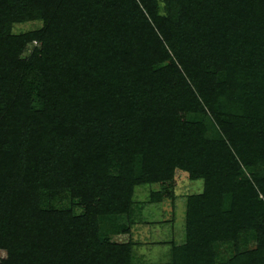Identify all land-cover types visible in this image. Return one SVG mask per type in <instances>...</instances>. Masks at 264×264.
<instances>
[{
  "label": "trees",
  "instance_id": "trees-1",
  "mask_svg": "<svg viewBox=\"0 0 264 264\" xmlns=\"http://www.w3.org/2000/svg\"><path fill=\"white\" fill-rule=\"evenodd\" d=\"M164 1L0 0V264H150L101 222L178 170L204 189L173 264H264V0Z\"/></svg>",
  "mask_w": 264,
  "mask_h": 264
},
{
  "label": "rangeland",
  "instance_id": "rangeland-1",
  "mask_svg": "<svg viewBox=\"0 0 264 264\" xmlns=\"http://www.w3.org/2000/svg\"><path fill=\"white\" fill-rule=\"evenodd\" d=\"M159 10L165 13L167 4L164 0H159ZM43 26L42 20H27L12 25V32L19 34L30 30H35ZM35 47V43H29L23 57H28ZM204 189L202 179L192 180L186 171L178 170L175 178L171 182L143 184L135 187L134 193V217L144 221L137 224L135 236L137 240L134 247V258L138 262L150 264H173V248L168 247L163 241H170L182 244L186 240V202L191 194L201 193ZM163 191L165 196L160 202H152V191ZM44 204H53L56 207L74 208L77 213L82 211L79 201L72 199L68 194L49 201L44 198ZM141 214V215H140ZM143 217V218H142ZM126 222L127 217L122 216L118 219ZM103 232H108L119 241L129 239L128 234H118L113 231V222L109 219L102 220ZM133 226L132 228H134ZM257 246L256 239L251 233L244 234L240 242V248L253 249ZM234 244L222 243L217 251L219 259H227L234 254ZM6 255L5 251L0 250V257Z\"/></svg>",
  "mask_w": 264,
  "mask_h": 264
},
{
  "label": "crops",
  "instance_id": "crops-1",
  "mask_svg": "<svg viewBox=\"0 0 264 264\" xmlns=\"http://www.w3.org/2000/svg\"><path fill=\"white\" fill-rule=\"evenodd\" d=\"M140 223H142V222L136 221V223L133 225V226H135V227L132 228V233L128 234L130 238H132V237L135 236V234H134L135 229H136V227H137V224H140ZM131 236H132V237H131ZM135 241H137V240H135ZM162 243H164V244L167 245L168 247H172L170 241H168V240L163 241Z\"/></svg>",
  "mask_w": 264,
  "mask_h": 264
}]
</instances>
